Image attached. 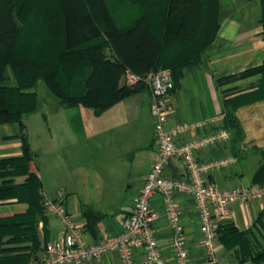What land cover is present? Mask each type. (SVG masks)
<instances>
[{"label": "crops", "instance_id": "obj_1", "mask_svg": "<svg viewBox=\"0 0 264 264\" xmlns=\"http://www.w3.org/2000/svg\"><path fill=\"white\" fill-rule=\"evenodd\" d=\"M216 21L214 36L201 50L198 62L182 68L178 85L173 81L171 101L174 109L166 125L221 115L219 122L207 125L197 134L226 128L229 139L199 150L197 158L206 161L234 155L237 158L234 165L210 173L209 179L222 188L241 184L262 188L264 94L255 97L249 94L264 81V73L251 71L264 64L262 0H217ZM2 74L6 85L18 86L10 64L4 65ZM23 91L35 93L36 108L23 113L20 121L0 122V161L23 154L24 135L39 179L41 203L44 197L56 199L57 191L63 190L65 208L81 224L87 243L118 233L122 220L131 212L132 198L144 182L156 149L149 87L133 92L99 113L87 106L61 104L40 78ZM103 112H111L107 126L97 127L95 135L90 131L95 127L90 128L88 124L94 114ZM192 135L188 133L178 137L177 143ZM93 138L97 140L92 141ZM88 157L90 159L87 160ZM92 161L94 164L103 163L104 169L107 161L113 164L108 171L103 169L104 174L97 183L91 181L92 168H87ZM13 171L11 166L0 165V188H20L26 184L27 175ZM47 172L53 177L52 185L47 181ZM167 174L186 176L180 158L173 157L169 161ZM80 179L84 185L79 184ZM176 198L181 205L191 264H208V257L199 241L201 234L194 199L189 194H178ZM150 204L162 210L160 196L151 197ZM30 211L31 206L26 199L0 196V219L25 216ZM259 216L264 220V198L235 204L227 222L239 230H246L259 224ZM43 219L46 221V235ZM155 229L163 256L168 264H174L169 246L172 229L164 215L156 221ZM35 231L38 239L46 241V244L60 236L61 221L44 208L35 221ZM258 240L264 244V236ZM32 245L31 240L18 239L11 232L0 233V264H36L40 254L31 253ZM237 248V245L227 247L219 242L216 264H256L251 260L239 262L235 257ZM38 251L44 260L45 245ZM141 254L139 249L137 260ZM21 256L26 257V262H18ZM87 264H118V260L115 254L107 253Z\"/></svg>", "mask_w": 264, "mask_h": 264}, {"label": "trees", "instance_id": "obj_2", "mask_svg": "<svg viewBox=\"0 0 264 264\" xmlns=\"http://www.w3.org/2000/svg\"><path fill=\"white\" fill-rule=\"evenodd\" d=\"M129 1L136 3L138 14H131L130 19L121 17L119 24L105 0H0V122L20 121L23 113L36 108L35 93L23 89L39 78L61 104L87 106L97 113L147 88L144 82L128 84L126 71L145 77L152 70L168 68L178 85L182 68L195 65L214 36L217 0ZM122 2L126 4V0ZM89 9H94V15ZM84 25L94 26V35L85 36ZM5 64L11 65L18 86L6 85L2 74ZM251 71L264 73V64ZM249 94H264V81ZM22 149L21 156L0 161V165L26 174V184L0 188V196L22 197L30 203L31 211L0 219V233L11 232L18 239L31 240V253L35 254L43 244L37 237L35 221L44 207L24 135ZM259 223L264 224L260 216ZM245 232L224 221L218 226V241L227 247L237 245L235 257L239 262L264 264V249L250 252ZM18 260L26 262V257ZM36 264H44V260L37 259Z\"/></svg>", "mask_w": 264, "mask_h": 264}, {"label": "built area", "instance_id": "obj_3", "mask_svg": "<svg viewBox=\"0 0 264 264\" xmlns=\"http://www.w3.org/2000/svg\"><path fill=\"white\" fill-rule=\"evenodd\" d=\"M126 81L133 85L144 82L149 87L150 114L156 141L154 157L144 182L132 198L131 212L122 220L118 233L87 243L81 224L65 208L63 191H57L56 199L44 197L42 205L46 211L59 217L61 221L60 236L45 244L44 264H87L91 259L100 258L107 253L115 254L118 264H168L155 231V223L161 215L166 217L172 229L169 246L174 264H191L181 219V205L176 198L178 194L193 197L201 234L200 244L208 257V264H216L219 224L230 219L235 204L264 198V187L241 184L222 188L209 179L210 173L234 165L237 158L234 155H224L200 161L197 152L228 140L230 134L224 128L197 134V131L207 125L219 122L221 115L194 122L175 121L172 125H166L174 109L170 69L158 68L145 77L126 71ZM188 133L193 134L191 138L178 144V137ZM173 157L182 160L186 176L173 177L167 174V166ZM154 195L161 197L162 210L150 204ZM139 249L142 254L140 260H137Z\"/></svg>", "mask_w": 264, "mask_h": 264}, {"label": "rangeland", "instance_id": "obj_4", "mask_svg": "<svg viewBox=\"0 0 264 264\" xmlns=\"http://www.w3.org/2000/svg\"><path fill=\"white\" fill-rule=\"evenodd\" d=\"M105 1H106V4L108 5V7H110L112 9V11L115 14L116 19H117L119 24H121V21H122L121 17L123 18V17H127L128 16L127 18L130 19L132 17L131 14H134V13L138 14V12H137L138 11V7H135L136 3H134L133 1L126 0V4H125V2H122L123 0H105ZM89 11L94 15V9H92V10L89 9ZM89 21L91 23H93L91 17H90ZM84 27H87V25H84ZM93 28H94V26L89 27V25H88V27L86 29H84L82 27L79 28V29H82V30L84 29L83 33L86 36V35H94L95 30H92ZM80 33H82V31ZM110 113L111 112H103V113H101L99 115L98 114H94V117L91 119V121L89 122L88 126L90 128L92 126L95 127V128L94 129L91 128L90 131L92 130V132L95 133V135H96L97 134V132H96L97 131V129H96L97 127L102 128L104 125L107 126V122H108V118H109V114ZM103 133H105V132H103ZM95 140H97V139L93 138L92 141H95ZM91 146L94 149V144L93 143H92ZM86 154H87V156H89V151H87ZM90 154H91V152H90ZM94 155H96L95 152H94ZM88 159H90V158L88 157L87 160ZM79 161H81V159ZM112 165L113 164H111V162L107 161V163L105 164V169H104V164L103 163L96 162L94 164V161L89 162L88 165H87V168H88V170L92 168V174H93V178H92L93 180H91V181H95L97 183L99 177L101 176V174H104L103 169L108 171V169L112 168L111 167ZM46 174H47L48 183L50 185H52L53 177L51 176V174L49 172H47ZM78 175L80 176L79 173H78ZM91 181L89 180V182H91ZM92 183H94V182H92ZM79 184L84 185V181L82 179H80L79 180ZM61 191H63V190H61ZM63 193H64V191H63ZM262 236H264V224H260L259 223L255 228L246 229L245 238L247 239L248 249L250 250V252H253V253L254 252H259L261 249H264V244H262L258 240V237H262ZM45 242H43V244L40 245V247H41L40 250L43 249V247L45 245ZM36 254H40L38 257H39V260H42L41 252L37 251Z\"/></svg>", "mask_w": 264, "mask_h": 264}]
</instances>
